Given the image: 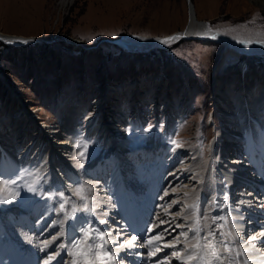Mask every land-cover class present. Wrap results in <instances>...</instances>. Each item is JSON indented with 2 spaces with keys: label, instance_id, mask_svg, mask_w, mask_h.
Returning <instances> with one entry per match:
<instances>
[{
  "label": "bare ground",
  "instance_id": "1",
  "mask_svg": "<svg viewBox=\"0 0 264 264\" xmlns=\"http://www.w3.org/2000/svg\"><path fill=\"white\" fill-rule=\"evenodd\" d=\"M258 4L263 5L264 0H259ZM174 34L196 36V39L184 40L219 44L224 51L235 55L264 54V36L245 38L211 31L197 20L192 7L187 26L181 32L163 37L121 36L116 38L115 44L127 50H148L172 42L162 41ZM0 38L12 44L26 43V40L37 37L22 38L0 33ZM71 44L80 45L76 40ZM216 82L213 105L222 119L217 126L213 118L210 120L216 127L207 146L206 159L201 157L199 147L192 145L179 148L159 146L156 142L158 146L154 143L151 148L128 150V138L123 132L130 121L122 106L120 96L124 93L121 90L108 89L93 101L91 112L82 123H79L82 107H70L62 117L61 125L51 126L39 121L25 107L17 106L10 129L0 130V180L12 178L21 170L28 171L33 183L40 186L41 193L31 194L26 199L9 191L10 194L3 195L8 209L3 212L0 206V264H46V261L47 264H228L227 260H217L213 252L221 250L211 245L201 251L199 239L193 240V232L189 231V228L213 224V216L224 217L215 223L222 224V231L226 234L232 225L236 226L233 235L238 233L240 239L231 245V250L232 254L242 252L237 264L245 261L247 264H264V257L255 261L248 253H264V237L252 242L255 248L245 242L252 235L264 232V85L246 88L236 95L235 89L223 90ZM161 87L159 99L139 95V103L169 106L167 97L170 91L163 85ZM107 101L110 106H105ZM240 106L244 111L243 119L235 112ZM166 108L170 110L171 107ZM181 118V113L169 114L167 111L156 120L166 127L167 132H176ZM144 120L145 117L138 112L131 123L138 125L134 127L137 129ZM82 139L109 149L116 147L118 152L111 158H108L110 154L95 157L77 169L73 157ZM234 169L239 170L240 176L231 178L228 173ZM50 173L52 180L47 178ZM143 178L148 182V188L142 190L143 195L135 190L134 197L153 200L151 204L158 203L159 210L155 211L156 218L142 224L147 229L141 239L137 235L136 219L125 211L132 201L124 182L143 181ZM77 184L84 186L85 202L92 207V212L83 210L85 202L79 197ZM2 186L0 184V193L5 190ZM60 192L63 197L49 196ZM156 198L158 202H154ZM62 201L65 209L60 208ZM69 207L74 210L70 212ZM176 212L180 215H174ZM100 220H107V224L97 223ZM154 221L160 229L153 228ZM161 221L165 223L161 224ZM88 225L107 230L111 233V240L105 238L90 247L86 234L73 245L81 226L88 228ZM184 232L187 236L181 235ZM53 236L58 239L51 247L41 250L44 249L42 241H51ZM132 237L137 239L132 240ZM128 241L134 246L129 247ZM106 242L112 252L105 249ZM60 244L66 245L67 250L59 248ZM55 252L59 255L47 260L48 255ZM2 253H7V262L5 257L2 259Z\"/></svg>",
  "mask_w": 264,
  "mask_h": 264
},
{
  "label": "rangeland",
  "instance_id": "2",
  "mask_svg": "<svg viewBox=\"0 0 264 264\" xmlns=\"http://www.w3.org/2000/svg\"><path fill=\"white\" fill-rule=\"evenodd\" d=\"M258 1L190 0L197 20L208 29L245 38L264 36V4ZM188 10L187 0H0L1 34L50 38L59 33L68 41L62 38L23 44L0 41V130L10 129L17 106L25 107L39 121L51 126H60L70 107H82L79 117L82 123L91 112L93 101L108 89L121 90L124 93L120 96L122 106L130 121L123 132L128 138V150L151 148L154 143L176 147L179 144V148L192 145L198 146L201 157L206 159L214 128L222 119L213 105L215 82L223 90L235 89L236 95L246 88L264 85V54L235 55L224 51L219 44L201 40L181 39L148 50H127L109 41L121 36L163 37L181 32L188 23ZM73 40L81 46H73ZM161 85L170 91L167 97L170 105L166 106L171 107L170 110L139 103V95L157 98L163 90ZM105 103L110 106V101ZM167 111L169 114L179 112L183 117L176 132H167L156 120ZM138 112L145 120L136 129L138 125L131 121ZM235 112L243 119V107L236 108ZM78 146L73 157L77 169L95 157L110 154L108 158H111L118 152L116 147L109 149L83 139ZM80 152H85L84 158H79ZM27 172L21 170L9 178L16 181L14 185L2 184L6 190L0 193L3 212L8 209L3 201L6 194L14 193L26 199V196L41 193L40 186L33 183ZM47 178L52 180L53 175L50 173ZM140 181L126 180L129 189H134L133 197L136 188H148L144 178V183ZM132 184L136 186L131 187ZM30 186L37 190L29 191ZM76 186L81 199L85 196L84 189L81 184ZM137 205L134 208L140 210L138 216L152 218V213L145 216L146 210ZM68 209L74 210L73 207ZM6 254L2 253V259Z\"/></svg>",
  "mask_w": 264,
  "mask_h": 264
},
{
  "label": "snow or ice",
  "instance_id": "3",
  "mask_svg": "<svg viewBox=\"0 0 264 264\" xmlns=\"http://www.w3.org/2000/svg\"><path fill=\"white\" fill-rule=\"evenodd\" d=\"M175 39L174 37H167L165 38L164 41L162 42H167L170 40ZM241 43H243V41H241ZM173 143L175 144L176 141H173ZM80 147V146H78ZM86 150L87 146L84 145L83 146ZM177 147H179V144H177ZM85 156V152H80L79 153V158H84ZM16 183V181L14 179H3L0 180V184L3 185H14ZM83 185H81V189H83ZM37 189L34 187H29V191H33L35 192ZM79 191V190H77ZM89 192H91V189H88ZM175 191V190H173ZM60 196L63 197L64 194L62 192L60 193H50L49 196L50 197H55V196ZM165 195H168V193L166 192ZM82 200L86 199L85 197H81ZM161 199H163V197H161ZM225 199H227V197H225ZM175 203V202H173ZM65 206L64 202L62 201L60 204V208L63 209ZM83 210L86 212H92L93 209L92 207L88 204V203H83ZM106 215V214H105ZM174 215L179 216L180 213L176 212ZM207 215L204 214V219H207ZM224 217H220V216H213L211 217V220L213 221V224H204L202 226L199 227H195V228H189V231L193 232V240H196L197 238L200 241L199 247L201 249V251H203V249L208 246L211 245L212 248L217 249V250H221V251H215L213 252V255L216 256L217 260L223 262L224 260L228 261V264H237L238 261V257L240 255H242V252H237L235 254H232V250H231V245L235 242H238L240 239L239 234L237 233L236 235H233V232L235 231V225H232L229 232L226 234L224 231H222L223 229V225L222 224H218L215 223L216 221L219 220H223ZM97 223H102V224H107V220H100ZM161 224L165 223V221H161ZM214 225V226H213ZM160 225H153V228L159 227ZM177 227H180V225H177ZM89 229H91V233H89ZM80 231V235L72 242L73 245L77 244L80 242V240L83 239L84 235H88V243L90 247H95L97 245V242L100 240H104L105 238H107L108 241L111 240V233H109L107 230H102L99 228H95L93 225H88V228H85L84 226H81V228L79 229ZM201 233H204L203 235H201ZM181 235L183 236H187V232L181 233ZM258 237H264V232H260L257 234L252 235L251 237L248 238V240H246V243H250L252 248H255V244L252 243L254 241L257 240ZM58 239L57 236H53L51 238V241L49 240H44L42 241V243L44 244V249L41 250H45L49 247H51L52 243H54L56 240ZM137 237H132V240H136ZM128 246L129 247H133L134 245L132 244L131 241H128ZM262 243H264V240H262ZM59 248L67 250V246L60 244L58 245ZM104 247L107 251L112 252L113 250L107 246V242L104 244ZM225 252H227L228 254L225 255ZM59 252H55L54 255L53 254H49L47 257V260H52L54 259V256H58ZM47 264V261H46ZM243 264H247V262H243Z\"/></svg>",
  "mask_w": 264,
  "mask_h": 264
},
{
  "label": "water",
  "instance_id": "4",
  "mask_svg": "<svg viewBox=\"0 0 264 264\" xmlns=\"http://www.w3.org/2000/svg\"><path fill=\"white\" fill-rule=\"evenodd\" d=\"M187 4H188V8H189V12H190V7H191V2H190V0H187ZM188 16H189V13H188ZM186 26V25H185ZM65 36L63 35L62 36V34H59V33H57L56 35H54V37H50V38H48V37H46V36H40V37H37V38H35V39H30V40H26L27 42H34V41H37V40H43V41H46V42H48V41H53L54 39H58V38H64ZM175 39H173V41H177V40H184V39H196V36H193V35H189V36H186V35H180V34H174V36H173ZM198 38V37H197ZM65 39V38H64ZM0 41L1 42H3V43H8V41H6V40H4L3 38H0ZM66 41V40H65ZM109 41L110 42H112V43H115V42H117V40L116 39H109ZM66 42H68V41H66ZM25 43V42H24ZM12 44H23V42H18V43H12ZM85 48H90V47H92V46H84ZM220 58H221V56H220ZM219 58V59H220Z\"/></svg>",
  "mask_w": 264,
  "mask_h": 264
}]
</instances>
